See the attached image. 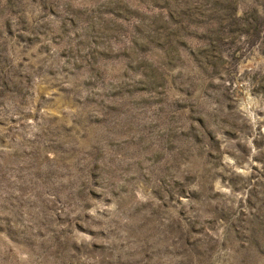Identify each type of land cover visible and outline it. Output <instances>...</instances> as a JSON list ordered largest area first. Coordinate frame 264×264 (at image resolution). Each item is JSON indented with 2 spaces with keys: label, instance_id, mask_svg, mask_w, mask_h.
I'll return each mask as SVG.
<instances>
[{
  "label": "rangeland",
  "instance_id": "1",
  "mask_svg": "<svg viewBox=\"0 0 264 264\" xmlns=\"http://www.w3.org/2000/svg\"><path fill=\"white\" fill-rule=\"evenodd\" d=\"M0 264H264V0H0Z\"/></svg>",
  "mask_w": 264,
  "mask_h": 264
}]
</instances>
